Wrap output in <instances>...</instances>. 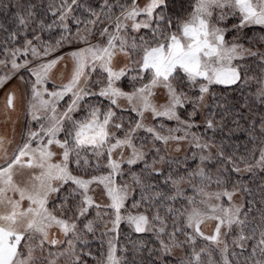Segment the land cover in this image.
<instances>
[{
	"label": "snow or ice",
	"instance_id": "obj_1",
	"mask_svg": "<svg viewBox=\"0 0 264 264\" xmlns=\"http://www.w3.org/2000/svg\"><path fill=\"white\" fill-rule=\"evenodd\" d=\"M9 6L4 5L6 9ZM37 8L51 18L50 23L47 19L40 21V32L61 30L55 44L44 42L35 34L36 29L32 39L27 38V29L39 18ZM117 8L119 14L115 15ZM78 10L88 16L82 19L76 14ZM25 11L16 14L18 26L0 46V65H10L9 71L0 75V89L14 78L23 85L7 92L5 106L12 112L19 106L29 125L27 137H22L23 142L11 154L8 146L12 140L0 136V264H44L35 257L37 247L43 252L46 242L52 246L64 243L49 240L53 228L65 237L67 247L49 251L47 264H57L60 256H67L70 264H81L84 256L97 264H138L135 255L128 259L126 246L120 245L122 226L136 234L152 233L159 248H148L149 257L155 252L169 255L174 248L187 244L191 252L182 264H264V228L258 240L255 229L250 236L244 234L242 206L232 203L239 178L231 175L257 169L264 172V109L259 110L258 125L250 121L246 130L251 142L260 140L258 156L253 155L255 144L247 155L226 152L223 141L215 139L220 121L213 118H206L205 123L206 130L213 131L212 137L193 131L198 128L194 119L197 109L216 91L213 86L239 89L241 93L247 89L251 95L249 82L255 81L253 102L264 104V36L255 51L242 43L245 28L264 29V0H182L178 10L176 0H145L142 4L140 0H102L98 9L83 0H49L46 6L30 3ZM105 21L107 24L99 29L101 39L91 43L95 26ZM70 24L76 25L75 34ZM228 32L234 34L231 43L226 39ZM20 36H24L22 44H18ZM33 40L40 43L33 44ZM253 42L249 39L250 45ZM66 46V51L54 55ZM118 55L128 62L117 70L114 60ZM249 57L259 58L258 62L253 59L258 74L249 75L255 72ZM62 62L64 67L60 69ZM66 74L65 82L47 87L55 79L65 80ZM125 80L132 83L133 91L125 92L117 86ZM157 89L164 90V103L154 101ZM121 99L129 107L117 112ZM246 106L247 100L241 104ZM217 107L224 113L233 111L223 105ZM126 111L135 115L125 120ZM146 113L151 114V124L144 122ZM164 120L175 121V126L167 127ZM233 122L239 126L235 118ZM141 131L146 135H138ZM149 138L151 145L145 151ZM181 142L195 149L191 159H198V163L194 169L187 155L183 161H170L162 154L171 144L179 151ZM165 162L167 169L156 168L157 163ZM212 166H216L214 175L209 171ZM24 170L28 176L21 184L15 177ZM126 173L131 185L125 180ZM133 185L139 189V198L131 196L129 204ZM181 185L191 186L194 195H187ZM260 192L264 193V186ZM225 198L227 205L223 203ZM94 209L96 216L90 218ZM208 221H215L214 231L205 235L201 225ZM101 226L97 257L86 237L95 236ZM233 228L240 229L233 243L241 251H234L230 259L222 237L227 235L224 229ZM197 238L208 242L198 251ZM248 239L255 240L250 252L245 251L244 241ZM138 244L143 245V240L133 243L132 248L142 252ZM220 245L217 261L213 248ZM78 246L80 253L76 251ZM85 248L89 250L85 252Z\"/></svg>",
	"mask_w": 264,
	"mask_h": 264
},
{
	"label": "rangeland",
	"instance_id": "obj_2",
	"mask_svg": "<svg viewBox=\"0 0 264 264\" xmlns=\"http://www.w3.org/2000/svg\"><path fill=\"white\" fill-rule=\"evenodd\" d=\"M49 2V0H0V9L3 10V12L5 14H7V12L12 11L14 12L15 16L17 13L19 14H26V6L28 4H35L37 6L43 4V5H47ZM83 2L88 3L86 0ZM102 2V0H97V9L99 8V4ZM112 3H116L117 0H111ZM145 0H140V3H144ZM120 3H124V0H120ZM5 4L10 5L7 9L4 7ZM15 4H20L23 5L24 7L21 8H17V7H13L12 5ZM91 4L94 7V1H91ZM37 13H38V19H36L35 24L30 25L29 28L27 29L26 35L28 39H32L33 36V31L34 29H36V35H40L42 40L46 43H51V44H55L56 39L59 38L60 35V29L59 28H54L51 30V32H49L48 30H44L43 32H40L37 28V26L39 25L40 21L43 19H47L48 22H51V18L49 17H45L44 15V11L42 8H37L36 9ZM78 15L82 16V19L84 17L88 16V13L83 12L82 10H78L77 13ZM119 14V9L117 8L115 10V15ZM107 24V21H105L104 23H100L97 24L96 27V31H95V36L94 37H90V42L91 43H97L101 38L99 35V29H102L105 25ZM72 33L75 34L76 33V25L75 24H70ZM89 27L91 28L92 25H89ZM17 28V26H16ZM80 28L83 29L84 28V23H81ZM244 33H246V38H244L242 40V43L245 45V47H251L254 51L257 50V48L261 47L260 45V38L262 36H264V29L260 28L259 26H251L248 28H245ZM9 31L6 32V36L8 35ZM233 32H228L226 33V39L229 43H231L233 41ZM6 38V37H5ZM70 39H72V37H70ZM249 39H253V43L250 45L249 44ZM24 40V36H20L18 38V44H22ZM2 43H0V46L5 44V40H2ZM39 41L33 40V44H39ZM73 43H75V41L73 40ZM18 44L16 46H18ZM9 46H13L11 44V42H9ZM67 50V46L65 49H63L61 51V53H54V55L57 54H62L63 51ZM40 51H43V46L41 45L40 47ZM3 57L0 56V59H2ZM31 58V57H29ZM253 59H255L258 62L259 58H248V61L250 64H252L253 68L255 69V72L252 73L250 72L249 75H253V74H258L259 73V68L255 67V64L253 63ZM127 58L123 55H118L115 60H114V67L118 70L120 67L124 66L127 63ZM70 65V62H69ZM60 69H63L64 67V62H62L60 64ZM10 69V65L8 68H5L3 65H0V75H3L5 72L9 71ZM67 78V74L65 76V80H61V79H55L54 81H50L49 84L47 85V87L49 89H51L53 82L57 85H59L62 82H65ZM93 79H95V77H93ZM250 92L251 95H249L248 90L246 89L244 93H241V91L239 89H236L235 91L232 90H225L224 86H213L216 91L213 93H210L209 95L206 96L204 103H202L199 108L197 109V115L194 117L198 128L193 129V131H195L197 134H200L202 136H208V137H212L213 136V131L211 129L206 130L205 128V123H206V118H213L216 121H220V123L217 125V128L215 130V139L217 138H223L225 139L227 136H231L230 135V131L232 133V135L235 136H242L243 140L241 141V143L236 146L235 150H231V143L229 144V141H223V147L224 150L226 152H237L240 155H247L249 151H251L254 147H256V151L255 153H253V155L258 156L259 155V147L261 146L260 144V140L257 139L254 142L250 141V137H249V132L246 131L250 128V121H256L257 125L260 119L259 116V110L260 109H264V104H256L253 102L254 100V94L256 92V86H255V81H250ZM118 87H121L125 92H131L133 91V85L132 83H130L129 81L125 80L122 84L118 83L117 85ZM23 85L21 83V81L18 78H14L13 80H11L8 85L6 86L5 89H0V136H4L8 139L12 140V144L10 146H8V152L9 154H11L12 150L16 147L17 144L22 143V137L26 138L27 137V132H28V122L25 119L24 113L22 111L19 110V106H18V110L16 112H12L9 111L6 108V96H7V92L11 91L13 89L16 88H22ZM233 88H235L236 86H232ZM223 102L220 101V97H223ZM154 101L157 104L160 103H164L166 96L164 93L163 89H157L156 90V95L153 97ZM247 100L248 106L246 107H241V104H244ZM105 103H107V101H105ZM223 105L227 108H232L233 111L231 113H224L223 108H219L217 107V105ZM129 105L128 102L126 100L121 99L119 101V107L116 108L117 112H121L122 109H128ZM187 108L189 111L192 110V105L189 104L187 105ZM181 112H183V109L180 110ZM237 112H239L242 115H237ZM216 113L215 116H213L212 114ZM221 114H223L225 116L224 120H221ZM129 115L134 116V113H131L130 111H126L124 112V118L125 120H127V117ZM236 119L239 121V126H237L236 123L233 122V119ZM15 121V124H13V122ZM146 124H151L152 121V117L150 113H146L145 114V121ZM163 123L167 126V127H174L175 126V121H167L164 120ZM231 128H227L230 127ZM14 128V131H13ZM222 129V130H221ZM259 132V128L257 127V133ZM138 135L140 136H144L146 135L143 131L139 132ZM220 143V142H218ZM235 143V142H234ZM232 143V144H234ZM246 144V145H245ZM151 145V140L149 138L148 143L145 145V151L148 150V148ZM163 147V146H162ZM180 150L176 151V145L175 144H171L166 151H164L162 154L166 155L168 157V160L170 161H183L185 156L187 155L189 160L188 163L193 165V169L195 168V164L198 163V159L196 161H193L191 159L193 152L195 151V149H191L190 146L188 145L187 142H181L180 145ZM211 153L213 155V157L216 156V149L213 148L211 150ZM127 151H125V155H127ZM118 155V154H117ZM152 155H154V153L150 154L148 159L149 162H151L152 159ZM198 156V154H197ZM0 163H3V160L0 159ZM208 163V162H206ZM212 165H214V161L211 162ZM143 165L141 164L140 167H142ZM127 165H124V168L127 170ZM168 167V163L165 162L164 164H160L157 163L156 168L160 169L161 171L167 169ZM173 167H175V165H173ZM241 167H243L241 165ZM181 171H183V165H181ZM209 171L214 175L216 173V166H212L209 168ZM236 175L240 178L239 181L241 183V185L237 188L236 190V194L233 197L232 203L236 204V205H241V219L244 220L246 219V226L244 228V234H247L246 236H250L248 234H253V229H255V233H256V229L259 228V231L261 230V228H264V203H261V197L264 196V193L260 192V188L261 186H264V178L260 177L261 175H264V172H261L259 169L255 170L253 173H247V172H241V173H236ZM28 173L26 170L19 172V174L16 175L15 180L18 183H23L24 180L27 179ZM235 176V175H232ZM247 177H250L252 179L256 178V180L258 181V198L257 200L253 201L254 206H256V204L259 207V210L256 212L257 215H261L260 219L257 221L256 218L250 216L249 210H247L246 208V204H245V200H244V195H246L248 193V191H244L242 189H245L247 187V185L245 184V186L243 185L244 181H241L242 179H245ZM125 180L131 185L132 182L128 179L127 177V173L125 176ZM181 187L185 190L187 195H194L191 186L189 185H181ZM214 188V186H213ZM229 190L232 189V185H228ZM8 195H13L12 193H8ZM135 196L137 199L139 198V189L135 188V186L133 185L132 187H130V200H129V204L131 203V196ZM16 199H18V195L15 196ZM198 199V198H197ZM26 201L24 202L25 206H26ZM223 203L225 205L228 204L227 199L225 198ZM249 207L252 208V204L250 205V203L248 202ZM144 209L141 208V211H143ZM101 212L105 211V209L102 207L100 209ZM163 215V212L161 213ZM245 214H247L248 217H245ZM149 215H151V213H149ZM96 216V210L94 209L92 211V217L90 218H94ZM214 224L215 221H208L204 224L201 225V230L204 232L205 235H210L212 234V232L214 231ZM171 230V229H169ZM103 231V226H101L100 229H98L97 233L95 236H92L91 234H89L88 237H86V239L89 242V247L92 251V253L94 255H96L97 257L100 255V250H101V239H100V234ZM223 232H226L227 235L222 237L223 239L226 240L227 244H228V255L229 258L231 259L232 257V253L235 252H240L241 249L236 247L233 243L234 240L237 239L238 234L240 233V229L239 228H233L231 231L224 229ZM113 235H115L113 233ZM51 239H57L60 241H64V243L60 246H52L50 243H45L44 245V249L45 251H41L39 247H37L36 251H35V257L37 259V261H44V264H47V259H48V252H59L61 251L63 248L67 247V243H66V239L65 237H63L58 229H51L50 230V236H49V240ZM143 240V245H139L138 247H143V251H139L136 250L134 251L132 248V244L133 243H138L140 240ZM180 239L183 241L184 237L181 236ZM259 239V232L257 234H255V240ZM255 240L253 239H248L246 241H244V243L246 244V252H250L253 243H255ZM119 242L120 245L122 246H126L127 248V252H126V256L128 259H131L134 255L135 258L139 264V261H143L144 264H151V262L153 260L156 261V264H182V261L186 259V255H190L191 249L189 248V246L187 244H185L183 247H178V248H174L171 252V254L169 255H161L159 252H155L151 257H149L148 248H153V249H158L159 248V243L158 241L155 240V238L152 236V233H145V234H136L134 232H130L129 229L127 228V226H122L121 228V234L119 236ZM38 243V241H37ZM207 241H204L201 238H197V243H196V249L197 251L199 250L200 247H203L205 245H207ZM223 245H220L218 247H214L213 248V255H214V259H216L217 261L220 260V254H219V247H222ZM89 249L85 248L84 251L87 252ZM104 250L106 251V243L104 244ZM77 253L81 252V247L78 246L76 248ZM83 261H87L88 264H97L96 260H93L91 257L89 256H84L83 260L81 261V264H83ZM57 264H70L69 262V258L67 256H60L57 258Z\"/></svg>",
	"mask_w": 264,
	"mask_h": 264
},
{
	"label": "trees",
	"instance_id": "obj_3",
	"mask_svg": "<svg viewBox=\"0 0 264 264\" xmlns=\"http://www.w3.org/2000/svg\"><path fill=\"white\" fill-rule=\"evenodd\" d=\"M85 1V0H84ZM89 3H91V1H94V7L97 8V0H86ZM182 0H176V8L177 10L180 8V4H181ZM186 6V5H185ZM15 13L12 12V11H9L7 12V14H5L3 12V10L0 9V43H2V40H5V37H6V31L5 29H7L9 32H11L12 30H14L16 28V26H18V21L17 19L15 18ZM224 96L223 97H220V101L223 102ZM227 128H231L230 127H227ZM230 135L231 136H227L225 139L223 138H217L216 141L217 142H221V141H229V144L231 143V147L230 149L231 150H235L236 149V146L237 144L239 145L241 143V141L243 140V137L241 136H235L232 135L231 131H230ZM235 142V143H234ZM234 143V144H232ZM246 145V144H245ZM231 175H235L233 176L234 178H239L236 173H232ZM260 177H263L264 178V175H261ZM240 179V178H239ZM241 181H244L243 182V185L245 186V184L247 185L248 189H250L251 191L244 195V200H245V204H246V208L247 210H249V205H248V202L250 201H255L257 200L259 194H258V181L256 180V178L252 179L250 177H247L245 179H242ZM241 185L240 181H239V186ZM256 202V201H255ZM257 203V202H256ZM258 204V203H257ZM256 204V206H254V204L252 203V208H251V212L250 213V216L256 218V220L258 221L261 217V215H257V211L259 210V207L258 205ZM248 217V216H247ZM247 219V218H246ZM259 232V228L256 229V233L257 234ZM247 235V234H245ZM248 235H252V234H248Z\"/></svg>",
	"mask_w": 264,
	"mask_h": 264
}]
</instances>
